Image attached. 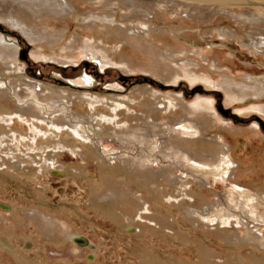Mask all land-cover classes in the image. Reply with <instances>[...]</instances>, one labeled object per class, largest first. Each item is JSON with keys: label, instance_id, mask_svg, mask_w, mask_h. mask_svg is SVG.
Listing matches in <instances>:
<instances>
[{"label": "rangeland", "instance_id": "rangeland-1", "mask_svg": "<svg viewBox=\"0 0 264 264\" xmlns=\"http://www.w3.org/2000/svg\"><path fill=\"white\" fill-rule=\"evenodd\" d=\"M96 1L98 2L96 3ZM101 1H80L78 4L80 6L79 9L81 8L80 11L90 10L93 13H101L105 10L102 5L100 6ZM194 2H202L203 6L207 3L209 4L207 0H194ZM224 2L220 1L219 4L223 5L225 4ZM229 3L225 6L230 8V10L238 11L237 9H240V6L235 5L233 1H229ZM93 8L95 9L93 10ZM115 9L119 11V20L121 19L120 12L124 13L127 11V8H124V6L115 7ZM184 9L187 12L178 8L175 12L164 11L162 13L163 10L159 9L160 16L154 19V21L161 27L165 26L170 30L171 35H167V37L175 42L176 48L181 54L179 57L195 69L197 79L194 80L184 75L175 81L160 76V71L164 70V64H159L157 61H155L157 63L156 69L152 70V72L142 70L144 64L147 66L151 65V63L153 64L154 57L159 58L160 51L165 47L161 39H156L153 36L149 41V43H152H150L149 48H144V51L143 48L142 50L141 48L137 49L138 46L130 45V47L128 44L122 46L123 50L130 56L129 58L137 62L131 71H125L118 63L117 65L115 63L107 64L101 68L94 61V58L88 57V55L83 53V50L80 51V48L83 47L82 42L78 40L73 45L74 47L69 46V41L73 40V38L75 39L80 33V36L83 37L93 34L92 31L80 27V22L73 15L64 19L62 18L63 20L58 18L60 21H57V19V22L53 19L47 26L51 32L56 31L55 33L57 34L64 33L59 44H55L54 39L51 40V44L45 40H31L18 30H13L1 18L0 26H2V29H0V32L17 43L19 51L18 59L24 64L22 72L24 76L45 83L52 84L54 81L55 83L53 84L61 87V89L83 91L97 96L109 97L110 95H114L115 97L128 98L131 96L132 91L138 87L137 85L141 86L145 84L139 81L144 78L148 79L147 83L149 85H152L153 81L154 83L166 86V89L162 91L163 93L182 94L188 103L195 101L199 97L211 100L218 113V118L214 119L212 128L206 130V135L215 136L216 131L217 133L222 131L220 129L223 121L230 123V126L221 133L222 141L225 146H235L236 149L231 150L230 154L233 158H240L241 156L243 158V168L241 167L242 172L245 173L243 182L250 184L252 189L258 191L260 190V185L264 184V112L256 109V106H264V96L255 97L256 99L254 97L252 99L249 98L245 101L231 100L226 91L217 84L220 81H227V78L229 79L228 81L244 82L245 79H250L247 76L250 72L255 76L264 75V55L255 51L253 52L249 47L245 46L243 36L246 33L242 30V34H239L241 33L238 29L240 27L239 24L233 18H230L228 14L211 15V18H201L200 20L197 16L199 15L198 11L194 13L193 17H187L186 14L190 13L188 12L190 9L189 7ZM202 19L206 21L202 22ZM226 25L238 30L236 38L229 37L225 33L224 27ZM178 26L186 28L179 32L181 36L176 39L172 35L178 30ZM39 28L42 29L41 26ZM56 28L57 30H55ZM220 29H222L221 32ZM200 33L204 35L201 36ZM98 34L100 35V33ZM70 37L72 38L70 39ZM104 42H108L107 44L114 50L115 45L118 44L117 40L111 36L106 39L104 38ZM153 45L156 48L154 49L159 51V54L155 50L152 51L155 54H151L150 50L153 49ZM62 59L68 60L66 63L65 61L58 62V60ZM115 61H120L118 55L115 56ZM216 62L218 65L215 64ZM85 77L90 78L89 83H77L78 80ZM11 105L16 106L17 104L16 102H11ZM253 105L255 108H253ZM70 112L68 118L72 121L73 118H77L75 112L81 111L79 107L73 105ZM167 119H169V116L163 113V120L166 121ZM21 122L22 120L19 118L16 120L18 126H23L24 132L29 131L28 122ZM237 132H240V134H236ZM95 138H97V135ZM152 145L157 146V148H154ZM98 148L99 154L101 152V159L98 158V160H101L106 166H101L96 158L89 157L85 151L75 156L70 151L63 150L58 155L59 161L54 164L60 171L46 169L45 173H41V176H39L36 170L35 172L31 170V168H34L33 166L24 170L28 173L27 176L33 178L38 176L36 178L37 183L28 180L22 174L18 175L19 177L13 178L10 174L15 173L17 170L8 167L9 164L2 166L10 174H3L4 183H1L2 186L0 184V230L3 229L5 232L11 233L13 242L14 244L16 243L15 247L18 248L17 252L13 246H10L13 249L0 251V258L2 257L5 264H19L17 257L19 254L31 264H144L145 262L141 260L144 257L148 258L147 262H151L150 264H157V262L160 264H202V262L207 261H218V258L224 260L233 253H240L248 257L253 251H256L259 256L261 254L264 256V250L259 247L255 248L251 244L237 246L228 240L225 235L207 228L202 219H198L197 221L189 215L190 212L197 213L203 208L202 204H200L201 202L198 201L204 198L208 203L207 208L210 210L204 214L210 212L212 217H215L216 213L220 214L221 212H223L224 216H227L230 212L235 215L244 212L245 219L238 226L241 234L244 235L251 226L264 236V222L260 220L259 222L252 221L247 212L241 208L240 201L236 198L233 200L229 198V193L233 194L234 190L227 182L223 181L221 176H213L211 173L205 177L193 174L185 168L186 164L181 157L171 156L166 151H163L159 138H156L154 141L142 142L136 138L122 140L110 135L108 138L104 137L102 140H99ZM18 150L28 153L26 147L21 144H19ZM40 151L46 154L49 149L42 148ZM120 157L129 158L133 160L132 162L138 161L136 163H142L146 168L149 166L147 173L152 171V169L159 170L163 165L167 166L170 174L165 185L168 183H173V185L171 188L169 185L165 186L164 190L172 194L167 197L168 199L166 197L160 198L156 190L158 186H156L155 182H150L152 187L149 190L146 187H140L141 185L138 183L140 179L137 178V181H132V173L126 172L123 168H120L122 170L120 174L114 175L116 177L115 181L110 180L106 175L107 173H112L113 175L115 161ZM0 160L10 163L8 155L1 151ZM252 161L256 164V169L246 171L251 166ZM244 163L248 164L245 165ZM79 164L84 168L83 173L80 175L74 173V169ZM262 164L263 166L261 167ZM169 179L171 181L174 179V182H171ZM187 180L192 192L190 197L185 187L188 184ZM91 184L97 185L100 194L103 195L110 191V189L112 190L115 184L120 189L124 188L126 193H128L127 198H130L129 200L136 199L137 197V199H141L142 195L146 197L149 193H152L154 196L152 195L151 201L154 202L155 199L154 203L158 206L161 203L160 207L157 206L160 210L156 209V205L151 204L152 213L155 212L154 209L158 211L162 218L165 219L163 224L167 228L163 229L160 226L154 227L146 224L148 227L143 226L144 233H141L135 228L120 226L105 211L97 209L98 207L95 208L92 200L94 195L92 188L97 186ZM132 192L137 195L131 197V194L133 195ZM197 194L199 196H196ZM12 201L18 202L17 211L19 214L18 212L15 213L12 209H8L9 205L11 207ZM120 202L121 200L117 203ZM2 203L3 205L7 204V207H2ZM124 203L121 202L120 206L127 204ZM171 203L172 205H170ZM177 205L181 206V208ZM127 206L130 207H126V205L124 207L131 208L129 203ZM184 207H187L186 210ZM260 209L262 210L263 208L260 207ZM34 210L41 212L44 217L53 218L54 222L52 225H49V227L51 226L49 229L51 231H47V229L39 227L35 223L33 217H31L32 215L29 213ZM133 210H136V207L133 206ZM201 212L203 211L201 210ZM167 223L171 224L168 225ZM231 227L232 224L229 228ZM69 231L72 234V240L78 235L86 243L83 245L78 244L75 240L69 241L66 239L65 235ZM135 233H138L139 237ZM145 250L149 252L150 257L148 255L145 256L143 253ZM142 254L144 257H142ZM152 259H154L155 263Z\"/></svg>", "mask_w": 264, "mask_h": 264}, {"label": "bare ground", "instance_id": "bare-ground-1", "mask_svg": "<svg viewBox=\"0 0 264 264\" xmlns=\"http://www.w3.org/2000/svg\"><path fill=\"white\" fill-rule=\"evenodd\" d=\"M80 1L83 0H0V18L13 30H18L31 40L40 39V41H49L51 44V40L54 39V43L59 44L64 33L57 34L55 33L56 31L51 32L47 26L53 19L56 21L58 18L64 19L73 15L76 20L80 22V27L92 31L93 34L83 37L80 36V33V35L76 36L75 39L73 38V40L71 39L72 37H70L72 42L69 41L70 45H68L73 46L79 40L83 45L80 51L83 50V53L88 55V57L94 58V61H96L101 68L107 64L115 63L117 65L118 63L119 66L127 72L134 69L137 62L129 58L130 56L123 50L122 46L125 44L129 46H138L137 49L141 48L142 50L143 48L144 51V48H149L150 43H152H149L152 36L156 37V39L159 38L165 45L164 49L161 50L159 54V51L155 50L156 48L153 45V49L149 50L151 52L155 50V52L159 54V58L154 57V62L153 64L151 63V65L147 66L144 64L142 70L152 72V70L156 69L157 63L155 61H157L159 64H164V70L160 71V76L168 78L171 81H175L182 75L194 80L197 79V75L195 74V69L192 68L188 62H185V60L179 57L181 54L178 52L175 42L167 37V35H171L170 30L165 26L161 27L159 24L155 23L154 19L160 16L159 9H162V13H164V11L175 12L178 8H181L182 11H186L184 8L189 7L190 10L188 12L190 13H187L186 16L193 17L194 13L198 11L199 15H196L200 20L201 18H211V15H220L221 13L228 14L230 18H233V20L239 24L240 27H238V29L239 32H241L239 34H242V30L246 33L243 36L245 46L249 47L253 52L255 51L264 55V0H207L209 4L207 3L205 6L201 4L202 2H194V0H102L100 6L102 5L105 10L103 12L100 11L101 13H93L90 10L80 11L81 8L79 9L80 6L78 5ZM220 1H225V4L220 5ZM229 1H233L235 5L237 4L240 6V9L238 8V11L230 10V8L225 6L228 5ZM97 2L98 1H96V3ZM230 3L232 4V2ZM123 6L127 8V11L124 13L120 12L121 19L119 20V11L117 10L118 8L115 9V7ZM94 9L95 8H93V10ZM60 19L57 21H60ZM205 21L206 20H203L202 22ZM227 25L224 27L225 33H227L229 37L236 38L238 30L232 29ZM39 26H41L42 29L39 28ZM177 28L178 30L172 35L176 39L181 36L179 32L183 31L186 27L182 28L178 26ZM0 29H2L1 26ZM55 30H57V28ZM221 30L222 29H220V32ZM97 32L100 33V35ZM82 34L84 35V33ZM202 35L204 34H201V36ZM110 36L117 40L118 44L115 45V50L107 44L108 42H104V38L106 39ZM18 52L17 43L0 32V151L6 153L10 160V163L0 160V184L4 183L3 174H10L9 171L7 172V169L2 167L3 165L9 164L8 167L17 170L15 173L10 174L11 177H19L18 175L22 174L26 176L28 180L37 183L36 178H38V176L34 177V179L31 176H27L28 173L24 170L33 166L34 168H31V170L34 172L36 170L39 176H41V173H45L46 169L60 171L54 164L59 161L58 155L63 150L70 151L75 156L85 151L89 157L96 158L101 166H106L101 160H98V158L101 159V152L100 154L98 152V142L100 139L102 140L104 137L108 138L110 135L122 140L136 138L142 142L149 140L154 141L156 138H159L163 151H166L171 156L181 157L186 164L185 168L193 174H199L203 177L209 173L213 176H221L223 181L227 182L234 190L233 194L229 193V198L232 200L234 198L238 199L241 208L247 212L252 221L259 222L260 220L264 222V184L260 185V190L255 191L250 184L243 182L245 173L241 170L243 163L242 156L240 158H233L230 151L235 150V146H225L222 141L221 133L230 126V123L223 121V125L220 129L222 131L220 133L216 131V133L214 132L215 136L206 135V130L212 128L214 119L218 116L211 100L199 97L195 101L188 103L182 94L163 93L162 91L166 89V86L154 83L153 81L152 85H149L147 83L148 79L144 78L139 81L145 84L141 86L137 85L138 87L132 91L131 96L128 98L115 97L114 95H110L109 97L97 96L83 91L61 89V87L53 84L55 83L54 81L51 84L24 76L22 74L24 64L18 59ZM153 53L154 52L151 54ZM116 55L119 56V62L115 61ZM67 60L62 59L58 60V62L65 61L66 63ZM215 64L218 65L217 62ZM247 76L250 77V79H245L244 82L238 83L235 80L228 81L229 79L227 78V81H220L217 85L226 91L231 100L245 101L249 98L252 99L253 97L264 96V75L255 76L250 72ZM87 82H90V78L88 77L81 78L77 81L79 84H85ZM11 102H16L17 105L12 106ZM73 105L79 107L81 112H75L77 118H73V120L70 121L68 116L71 113L70 110ZM253 108H255L254 105ZM256 109L264 112V106H256ZM163 113L169 116V119L166 121L163 120ZM18 118L22 120V122H28L30 127L29 131L24 132L25 129L23 126L20 127L16 124ZM236 134H240V132ZM96 135L97 138H95ZM19 144L25 146L28 153L20 152L18 150ZM152 146L157 148V146ZM42 148H48L49 151L44 154L43 151H40ZM132 161L133 160L129 158H118L115 164L113 163V175L112 173H107L106 176L110 180L115 181L116 177L114 175L120 174L122 171L120 168H123L126 172L132 173V181H137V178L140 179V182H138L141 185L140 187L143 186L149 190L152 187L150 182H155L158 187L154 186L157 188L156 190L160 198H167L172 194L164 190L165 186L169 185L171 188L173 185V183L165 185L170 174L167 166L163 165L161 169H152V171L147 173L149 166L146 168L141 162H139L141 164H138L136 163L138 161ZM81 164L74 169V173L79 175L83 173L84 168ZM262 166L263 164L261 167ZM256 167V164L252 161L251 166L247 168L246 171H251L252 169H256ZM169 180L171 181V179ZM132 181H130V183H132ZM171 182H174V179H172ZM185 187L190 197L192 192L189 182ZM6 189L8 188L6 187ZM92 190L94 192L92 200L95 208L98 207L97 209L105 211L114 218L120 226L124 228H135L141 233H144L143 226H146V224L154 227L160 226L163 229L166 227L163 224L165 219L162 218L161 214L155 209V212L152 213L153 209L151 204L156 205L157 210H160L158 207L161 205L158 201L160 205L158 206L155 204V199L154 202L151 201L152 193H149L146 197L142 195L141 199H137V197L136 199L129 200L130 198H127L128 193H126L124 188L120 189L115 184L112 190L110 189V191L104 195L100 194L98 186L92 188ZM134 195L137 194L133 193L131 197ZM196 196L199 195L197 194ZM119 200H121L122 203H129L132 209L126 208L130 206H127L125 203L126 207H124L125 205L120 206L121 202L117 203ZM198 202H201L200 204L203 206L201 210L203 212H201V210L197 213L190 212L189 215L191 218L197 221L198 219H202L207 228L225 235L228 240L235 243L237 246L251 244L255 248L259 247L264 250V236H262L261 232L254 230L251 226L244 235L239 231L238 226L242 223L243 219H245L244 212H241L239 215L230 212L227 216H224L223 212H221L220 214L216 213L214 215L215 217H212L210 212L204 214L210 211L207 208V201L201 198ZM17 203V201H12L11 207L9 205L8 209H12L15 213L18 212ZM170 205H172V203ZM5 206H7V204ZM133 206L136 207V210H133ZM181 206H179V208H181ZM260 207L263 209L261 210ZM29 213L39 227L51 231L49 230L51 227H49V225H52L54 222L53 218L44 217L41 212L37 210ZM191 218L189 217V219ZM55 223L59 225L57 221H55ZM170 224L171 223L168 225ZM231 224L232 227L229 228ZM146 227H148V225ZM1 230L0 251L13 249L10 247L13 246L17 252L18 248L15 247L16 243L14 244L13 242L12 234ZM157 232L156 229V233ZM135 234L137 235L138 233ZM71 235L69 231L66 233L65 238L71 241ZM73 240L78 244L84 245L86 243L84 239L78 237V235L75 236ZM143 253L145 256L148 255V257H150L149 252L146 250L143 251ZM17 257L19 264H31L26 261L21 254ZM142 257H144V255ZM141 260L145 262L144 264L151 263L147 262L148 258L146 257ZM152 260L155 263L154 259ZM0 264H5L2 257L0 258ZM157 264L160 263L157 262ZM202 264H264V256H262V254L259 256L256 251H253L248 257L240 253H233L224 260L218 258V261H207L204 263L202 262Z\"/></svg>", "mask_w": 264, "mask_h": 264}, {"label": "water", "instance_id": "water-1", "mask_svg": "<svg viewBox=\"0 0 264 264\" xmlns=\"http://www.w3.org/2000/svg\"><path fill=\"white\" fill-rule=\"evenodd\" d=\"M1 28H2V26H1ZM3 207H7V206L3 205Z\"/></svg>", "mask_w": 264, "mask_h": 264}]
</instances>
